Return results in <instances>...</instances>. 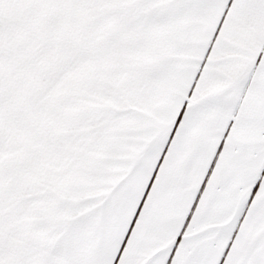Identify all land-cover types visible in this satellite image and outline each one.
<instances>
[{
    "label": "snow or ice",
    "instance_id": "1",
    "mask_svg": "<svg viewBox=\"0 0 264 264\" xmlns=\"http://www.w3.org/2000/svg\"><path fill=\"white\" fill-rule=\"evenodd\" d=\"M0 264H264V0H0Z\"/></svg>",
    "mask_w": 264,
    "mask_h": 264
}]
</instances>
